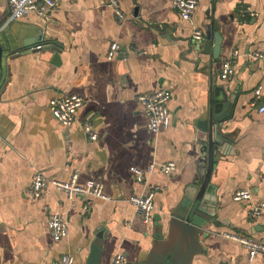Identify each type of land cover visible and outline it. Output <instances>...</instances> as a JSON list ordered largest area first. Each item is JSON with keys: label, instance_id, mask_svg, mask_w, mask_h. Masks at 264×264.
Returning a JSON list of instances; mask_svg holds the SVG:
<instances>
[{"label": "crops", "instance_id": "0c3cea01", "mask_svg": "<svg viewBox=\"0 0 264 264\" xmlns=\"http://www.w3.org/2000/svg\"><path fill=\"white\" fill-rule=\"evenodd\" d=\"M118 1L122 22L106 0H57L45 16L30 12L10 23L17 36L12 51L5 46L0 78V264H52L66 254L75 264H86L98 236L99 264H113L117 254L122 264H137L171 239V261L186 253V264H249L247 250L221 234L264 239V213L250 216L264 202V112H258L264 106V0H195L190 21L171 8L172 0ZM8 14V0H0V26ZM214 34L220 39L216 60ZM111 43L120 50L107 60ZM38 46L54 51H37ZM224 60L234 69L227 81L219 78ZM219 86L235 95V102L222 123L225 144L214 153L208 181L218 226L191 238L169 233L172 212L206 158L203 144L195 141L196 125L207 119ZM163 89L171 94L170 125L154 135L137 97ZM71 94L83 103L76 121L63 127L48 103ZM84 122L92 126L95 141L82 133ZM168 162L176 170L155 171L145 185L129 171ZM36 171L61 181L75 173L79 185L98 182L108 200L71 202L51 186L41 199L27 198ZM150 190L153 218L144 224L127 200ZM236 191H248L249 200L234 202ZM53 214H62L68 227L57 243L47 228ZM251 264H263L262 256Z\"/></svg>", "mask_w": 264, "mask_h": 264}, {"label": "built area", "instance_id": "2783aa9c", "mask_svg": "<svg viewBox=\"0 0 264 264\" xmlns=\"http://www.w3.org/2000/svg\"><path fill=\"white\" fill-rule=\"evenodd\" d=\"M57 0H8L9 14L1 25V29L8 24L20 20L27 13H34L37 16H45L56 8ZM107 6L113 11L116 20L122 22L126 19L122 12L118 0H106ZM171 8L175 10L180 18L184 21H190L196 9L195 0H172ZM196 38H200L201 34L196 33ZM40 48L39 46L36 49ZM120 47L117 43L109 45L106 59H115L119 53ZM260 57V55H257ZM234 75V69L231 60H224L220 64L219 78L221 81H227ZM255 100L259 99L260 87L254 91ZM171 94L168 90H159L153 94L139 95L138 102L142 107L144 116L147 119V128L151 134H157L160 129H165L170 125V113L167 109V103L170 100ZM83 99L71 94L61 98L51 99L48 103V110L51 116L63 127H70L76 121V113L82 106ZM258 112H264V106ZM82 133L90 141L97 139L96 133L88 122L81 124ZM176 170L174 162L156 164L151 163L145 168L131 167L129 171L133 174L137 183L146 184L147 176L157 171L161 175H170ZM53 187L55 190L65 194L66 198L74 202L75 199H99L102 201L108 200V197L103 192V187L100 183L88 181L83 185L77 183V174H72L67 180L46 179L40 171L34 172L31 182L25 191V196L30 199H41L44 190L47 187ZM154 190H150L147 194L130 196L127 200L136 211L144 224L152 221L154 205H153ZM234 202L249 200L250 193L248 191H236L232 196ZM83 213L88 212L87 207L82 208ZM261 213H264V202L257 204L250 211L252 218H257ZM48 233L51 240L55 243L60 242L67 236L68 227L66 220L62 214H53L47 221ZM222 238L230 239L237 242L247 250V261L252 263L254 258L260 254L264 264V239L254 240L237 233H223ZM123 256L117 254L113 258V264H122ZM52 264H75L74 257L71 255H62Z\"/></svg>", "mask_w": 264, "mask_h": 264}, {"label": "water", "instance_id": "95a60500", "mask_svg": "<svg viewBox=\"0 0 264 264\" xmlns=\"http://www.w3.org/2000/svg\"><path fill=\"white\" fill-rule=\"evenodd\" d=\"M10 24L1 29L0 26V78H1V59L5 54V46L9 51H12V42L17 34L9 29ZM214 32L216 28H213ZM210 36L207 34L204 37L203 52L209 53L210 50ZM39 42V41H37ZM214 47L212 49L213 60L218 59L220 51L219 36L214 34ZM25 48L29 47L24 43ZM53 50L52 47L38 48L41 50ZM58 54V53H57ZM57 54L54 57L57 58ZM58 62V61H56ZM235 102V95L229 96L226 90L222 87H216L210 98L208 105V116L205 121L198 122L195 131V141L203 144V151L207 153L206 158L201 160L199 170L196 171L194 178L190 185L184 189L183 198L172 212L173 218L169 221V233L176 232L191 238L196 234L202 232V229H207L209 225L217 227L218 219L216 218L215 203L216 199L209 195L208 181L209 175L213 165L214 153L219 147L225 143L223 141L224 135L221 134V126L224 120L228 119L231 115L233 105ZM206 171L204 172V168ZM206 233V232H203ZM170 236L175 237L174 234ZM160 237V236H156ZM101 237L98 236L89 251L86 264H99L100 254L102 251ZM175 245V240H167L157 247L150 256L146 259L139 261L137 264H186L187 254L171 261L170 251L171 246ZM174 248H172L173 250ZM169 261V262H168Z\"/></svg>", "mask_w": 264, "mask_h": 264}]
</instances>
